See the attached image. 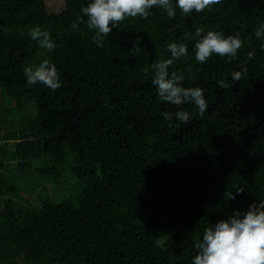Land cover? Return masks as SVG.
Listing matches in <instances>:
<instances>
[{"label":"trees","instance_id":"obj_1","mask_svg":"<svg viewBox=\"0 0 264 264\" xmlns=\"http://www.w3.org/2000/svg\"><path fill=\"white\" fill-rule=\"evenodd\" d=\"M88 2L0 0V158L9 154L0 159V264H191L205 228L264 201V51L254 36L264 0H224L183 17L176 9L174 19L153 9L121 22L103 48L87 18L71 28ZM36 26L51 34L53 52L42 56L28 37ZM197 28L239 35L237 58L197 62ZM172 42L188 54L169 73L202 87L209 105L186 125L164 119L179 109L161 103L151 83ZM45 59L60 75L55 91L26 84L24 67ZM233 71L243 72L239 82ZM67 159L85 184L78 205L36 209V190L19 196L2 172L7 164L16 177L34 172L39 191L61 178Z\"/></svg>","mask_w":264,"mask_h":264},{"label":"clouds","instance_id":"obj_2","mask_svg":"<svg viewBox=\"0 0 264 264\" xmlns=\"http://www.w3.org/2000/svg\"><path fill=\"white\" fill-rule=\"evenodd\" d=\"M224 0H89L86 6L80 8V15L72 22L71 28L79 30L85 23L88 30L94 33L93 43L103 48L105 40L109 38L113 29L129 18L140 17L147 19L153 9L162 10L169 19L176 17V9L181 16H189L193 12L199 14L213 6L220 5ZM111 25V26H110ZM30 40L35 41L41 55L53 52L58 45L51 34L40 26L31 28L28 33ZM195 37L199 39L194 45L195 60L206 63L213 55L227 57L229 61L237 58L243 47L239 35L226 36L221 31L210 30L204 34L203 29L197 28ZM255 39L260 41V48L264 51V22H260L254 29ZM187 39V34L185 36ZM167 51L171 58L154 64L155 74L151 83L155 88L161 103L176 106L178 111L162 113L167 121L173 118L181 124H188L194 115L203 118L209 105L202 87H184L185 77L175 71L169 73V67L174 60H179L188 54L185 44L172 42ZM255 51L247 53V60L255 58ZM247 69H244L246 72ZM28 86L42 84L55 91L62 87L60 75L55 64L47 59L38 66H27L23 69ZM243 72L233 71L231 80L236 83L242 79ZM221 89L229 87L224 79L218 81ZM185 105L193 106V111L184 110ZM244 187L237 189V194H243ZM235 197L232 196V199ZM196 254L191 264H264V201L254 202L247 211H235L227 219L217 221L213 226L203 230L202 236L194 238Z\"/></svg>","mask_w":264,"mask_h":264},{"label":"rangeland","instance_id":"obj_3","mask_svg":"<svg viewBox=\"0 0 264 264\" xmlns=\"http://www.w3.org/2000/svg\"><path fill=\"white\" fill-rule=\"evenodd\" d=\"M19 116L20 115L16 114L10 117L17 119ZM7 151L5 150L1 155V160L9 159V154L7 153ZM39 166V164H34L33 168L36 169ZM70 166L71 162L69 159H67L66 165L61 168V178L58 181L52 180V183H50L51 179H46L45 183H47V185L41 187L39 191L38 186L40 185L42 178L35 175L34 172H30L27 174L23 173L22 176L16 177L15 171H9V169L11 170L13 168L12 165L8 164L7 167L9 168L6 167L2 172L8 177L13 178L8 182H12L16 186L20 187L19 196L25 195L27 192H29L28 189H35L36 195L31 200V205H33L36 209H41L42 203L46 201H52L55 204H61L65 201H72L74 204L78 205L81 195L85 190V184L72 173V171L70 170ZM38 200H42V202L40 203V201Z\"/></svg>","mask_w":264,"mask_h":264}]
</instances>
